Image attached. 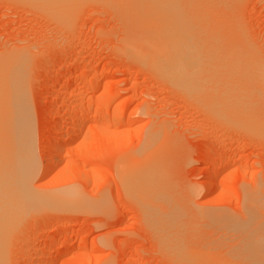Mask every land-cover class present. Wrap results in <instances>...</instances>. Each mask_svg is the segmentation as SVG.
Returning <instances> with one entry per match:
<instances>
[{
    "label": "rangeland",
    "instance_id": "obj_1",
    "mask_svg": "<svg viewBox=\"0 0 264 264\" xmlns=\"http://www.w3.org/2000/svg\"><path fill=\"white\" fill-rule=\"evenodd\" d=\"M44 1L0 0V60L17 52L28 70L38 158L33 189L51 201L72 196L22 215L5 242V263L264 264V123H249L225 97L235 92L230 72L242 79L254 69L264 91V0H175L192 19L199 16L196 22L209 24L206 30L240 46L179 47L169 63L142 61L125 47L133 30L127 0H77L62 12ZM190 61L194 67L186 66ZM237 61L245 71L233 66ZM67 104L84 106L78 118L84 124L60 164L47 171L45 144L69 118ZM142 150V159L158 162L153 168L164 196L142 188L141 196L129 193L134 187L125 184L124 169Z\"/></svg>",
    "mask_w": 264,
    "mask_h": 264
},
{
    "label": "bare ground",
    "instance_id": "obj_2",
    "mask_svg": "<svg viewBox=\"0 0 264 264\" xmlns=\"http://www.w3.org/2000/svg\"><path fill=\"white\" fill-rule=\"evenodd\" d=\"M47 1L49 2L48 5H55L56 10L61 11V10L68 8V9H66L68 11L69 8L71 9L72 6H75V5H72V1H74L76 4L77 0H46V2L44 1L45 4L48 3ZM99 1H101V0H99ZM36 2H37V0H36ZM123 3H124V1H123ZM180 3H181V1H180ZM180 3L178 2V4H180ZM178 4L175 0H127L126 5L124 4L125 8L124 7L123 8L125 9V11H127V13H125L126 14L125 16L128 18L127 20L132 21L131 26L133 27V30H131V31L128 30L129 34H128V36L126 35L127 39H125L126 41L124 40L125 42H123V43H125V47H128L131 50V52L134 53V54L133 53L132 54L134 56H136V58L142 59V61H145V60L147 61V60L151 59L150 62H155V60L154 61L152 60V58H154V59H156V61H159V62L165 61L166 62V61H170V58L172 56L174 58V57H177L178 53L180 54V52H179L180 48L179 47H181V51H182L184 49H188V50L189 49L190 50L197 49L198 50V48H199V47L192 48V46L193 47L194 46H205V47L206 46H214V47L215 46H240V44H238L235 39L230 38L228 35H224L220 31H219V33H217V32L212 33L210 31L206 30L209 28V26H208L209 24L206 25L207 23L203 22L205 24V26H207L205 29H203V30H206L204 32H208L207 34L202 32L203 30L201 31V28H198V30H197V26L203 27L202 22H196V20L199 21V19H198L199 16L192 19L193 18L192 14H189L190 15L189 16L187 13H190V12L186 13L184 11L183 7H181V5H178ZM44 6H46V5H44ZM182 6H185V4ZM45 9H47V8H45ZM73 9H71V10H73ZM194 9H196V8H194ZM194 9L192 11H194ZM189 11H191V10H189ZM123 13H121V14L123 15ZM67 14H70V13L67 12ZM66 16H64V17H66ZM195 16H197V15H195ZM200 16H202V15L200 14ZM126 17L125 18L123 17L124 20L126 19ZM200 18L202 19V17H200ZM133 23L135 25H133ZM198 23L199 24L201 23V25L199 26ZM131 26H129L127 28L125 25L124 27L127 30ZM135 26L139 29H134ZM201 48H203V47H201ZM204 50H206V49H203V51ZM174 53H177V54L174 55ZM210 53H212V52H210ZM183 54H185V53H183ZM188 54H190V53H187V55ZM207 54H208V51H207ZM21 56L23 57V55H20L17 52H15V53L10 52L9 54H7L6 57L3 56V59L0 60V264H6L5 260L8 257L5 254L8 250L5 251L6 250L5 249V242L9 238L10 233L13 231L12 230L13 226L18 222L17 220L22 215H26V213H28V211H30L32 208L38 206L39 204H42L43 202H45V203L50 202L51 203L55 199L53 201V203H54L59 198L61 200L62 197L63 198L65 197L66 199L68 197V199H69V197L71 195V194H69V192L68 193L65 192L63 195H61L62 197L56 194L57 195L56 198H54V199L52 198V201H51V199L47 200V198H44V196H42V195L40 196L38 194V192H36L32 187V184H31L32 178L34 177V175H36L37 170H38V158H37V154H36L35 130H34L35 128H34V120H33V113H32L33 112L32 104L30 101V93H29L30 89L28 87L29 85H28V80L26 77V75L28 74V73L26 74V72L28 70L26 71L25 65L23 63V61L25 59L22 61ZM196 56H197L196 57L197 59L200 58V57L198 58V55H196ZM228 57L229 56H227V58ZM201 59L202 58H200L198 60V63L201 61ZM183 60H185V59H183ZM210 61H212V60H210ZM178 62H179L178 63L179 65H182V64H180V61H178ZM183 62H185V61H183ZM237 62H235V64L233 63V66L238 65L239 62L238 63ZM166 63H169V62H166ZM174 63L177 64V62H174ZM185 63H187V62H185ZM145 64H147V62H145ZM191 64H193L192 67H194V63H192L191 61H190V64L188 63V65H186V66L190 67ZM202 64H205V63H202ZM26 65L28 66L27 63H26ZM174 65L175 64H173V66ZM208 65H211V64H208ZM239 65L237 67L239 68V70L241 72L243 69L241 70ZM244 65H247V64H244ZM171 67L172 66H170V69H171ZM185 67H184V70H185ZM241 67H244V66L242 65ZM178 68H177V70H178ZM238 68L237 69L233 68L235 70V73H236V71H238ZM194 69H199V68H194ZM226 69L228 70V68H226ZM259 69H257V70H259ZM173 70H174V68H173ZM173 70H172V72L167 70L168 71L167 73H169V72H170V74L174 73ZM199 70H196V71L201 72ZM234 70H232V71H234ZM243 71H245V70H243ZM253 72H255L254 69L252 70V73H250V71L247 70V74H250V75L254 76L255 78L258 77ZM167 73L165 75H167ZM205 73H207V72L205 71ZM210 73H212V72H210ZM210 73H209V75H210ZM235 73H233V74H235ZM262 73H260V75ZM176 74H177V72H175V75ZM221 74L225 75L228 73L222 72ZM236 74H238V72ZM247 74H245V75H247ZM224 75L222 77H224ZM245 75L243 74L241 76V77H243L242 79L240 78L239 75H237L236 77H233L234 80H231V78H232L231 72H230V76L226 75L227 76L226 79L230 80L229 81L231 83L230 85L234 86L235 92H232V93H234V94H232V93H229L227 89H224L227 91L226 92L223 91V95L226 94L227 92L229 93V94H226L225 97L227 95L231 96V102L230 103L231 104L235 103V104H233V106L235 109L237 108L239 111L238 112L236 110V113L241 114V115L243 114L246 116H250L252 118V120L254 122L248 121L249 123L251 122V124L252 123L255 124L257 122V124L258 123L263 124L264 123V118H263L264 115H262L260 117V115H261L260 111L264 109V108H261L262 107L261 101H264L263 100L264 96H262L264 94L263 88H262V86H260L261 88L256 87L255 82L258 78L255 79L253 77V79H251L252 76L249 77L250 75H248V77L250 78L251 81L250 80L247 81L245 78L246 77ZM178 76H177V78H178ZM198 77H200V76H198ZM219 77H221V76H219ZM222 77H221V79H222ZM178 79H180V77ZM243 79H244V81H243ZM197 80H199V78H197ZM222 80H223V82L225 81L224 78ZM227 80L225 81L226 83L228 82ZM238 80H241L242 82H240ZM261 80L259 79L257 81L260 82ZM206 81L207 80H205V82ZM209 82H211V81H209ZM211 83H213V82H211ZM217 83H222V81L221 82L218 81ZM187 85H190V84H187ZM192 85L194 86V84H192ZM222 85H224V83H222ZM195 86H197V85H195ZM219 87H221V86H219ZM226 87H229V85L226 84ZM226 87L224 85L222 87V90H223V88H226ZM196 88H200V85H198V87H196ZM204 88H205V85H204ZM205 89H207V88H205ZM222 90H219V91H222ZM208 92H210V91H208ZM218 93H216V95H218ZM210 94H212V93H209V96H210ZM235 95H236V97H235L236 100L234 101L233 100L234 97H232V96H235ZM55 97H56V95H55ZM221 99L223 100L224 97H221ZM209 100H211L210 97H209ZM226 101L229 102L228 99H226ZM223 102H225V101H223ZM220 103H217V105L218 104L220 105ZM207 104H208V101H207ZM259 105L261 107H259ZM262 105L264 106V103ZM66 107H67V109H71L73 106L71 107L70 104H67ZM226 107H228V106H226ZM259 109H260V111H259ZM83 111H84V106H80V108H78V110H76V109L73 110V108H72L70 114L68 115L69 118L66 117L68 119H65L67 121L66 122L64 121L60 124L57 123L59 126H58L56 133L54 132V134H55L54 137L48 143L45 142L46 143L45 144L46 151H44L45 153L43 154L44 156L42 158H44V160H45V169L47 171L54 170V168L60 164V162L62 161L61 154L69 147V144H70L72 138L75 135H77L80 128L83 127L82 125L84 123H82L81 120H80V122L78 120V118L80 117L79 114L83 113ZM233 111H235V110H233ZM226 112H228V111H226ZM58 114L60 116L61 113H58ZM233 115H236V114H233ZM241 115H240V117H241ZM114 118H117V117L114 116ZM236 118L237 117H235V119ZM247 119H249V118H247ZM84 120H83V122H85ZM260 120H262L263 122H260ZM247 125H248V123H247ZM258 129H259V127H258ZM40 133H45V130L43 132L40 131ZM154 135H156V133ZM155 138H157V137L155 136ZM48 140H46V141H48ZM146 140H148V139L146 138ZM158 142H160V141H158ZM53 146H54V148H53ZM153 148L151 149L152 151H153ZM144 149H148V147H146V148L144 147ZM143 151L144 150H142V152ZM143 153H144V155L141 156V158H138L135 160L131 159L132 160V161L130 160L131 162L128 161L129 162L128 166L126 167V169H124V173H125L124 175L126 178L125 184L127 186L132 185V187H134L133 193L129 192L133 195L134 194H139L140 196L143 195V194H141L142 192L138 193V190L140 191L141 188L148 191L149 193H151L152 191H155V192L157 191L158 194L160 195V193L162 194L165 191V189L162 188L163 187L162 186L163 183H162L161 184V190H164V191L160 192V193H159V191H161V190L158 191L159 185H157V184L160 183V181L162 179L160 181H158V179H157L158 176L156 177V174H155L156 168L155 169L153 168L156 166V164L158 162H155V163L153 162L154 159L156 160L155 157L152 158L153 161H151L152 159L148 160V157H146L147 159L145 158V160L142 159V157L146 156L145 155L146 153L145 152H143ZM159 153H160V151H159ZM142 154H140V155H142ZM155 155H158V154H155ZM122 174H123V172H122ZM156 179H157V181H156ZM205 187L208 189V191H210L211 187H212V182L207 180L205 182ZM135 190H137V191H135ZM66 191H69V190H66ZM61 192H63V191H61ZM168 195L169 194H167L166 196H168ZM148 196H149V194H148ZM162 196H164V194H162ZM46 197H48V196H46ZM170 197H168V198H170ZM147 198H149V197H147ZM254 198H256V197H254ZM48 199H49V197H48ZM75 199L78 200V198H75ZM149 199H151V198H149ZM42 200H44V201H42ZM60 200L58 201V204H60L59 203ZM83 200L84 199H82V201ZM162 200H164V199H162ZM252 200H250V201L254 202ZM254 200H257V199H254ZM257 201H259V198ZM78 202H80V201H78ZM165 202H166V200H165ZM262 202H264V201H262ZM153 203L155 205V202H153ZM163 203H164V201H163ZM144 204H146V203H144ZM167 204L174 205V204L168 203V202H167ZM254 204L256 205V203H254ZM54 206H56V205H54ZM158 206H160V205H158ZM255 208L256 207L254 206V209ZM175 209L176 208L174 207V210ZM150 210H152V209H150ZM172 211H173V208H172ZM177 211H180V210H177ZM157 213H159V212H157ZM177 213H182V210L180 212H177ZM251 216H252V214H251ZM161 217H163V216H161ZM167 222H164V223H166V225H167ZM180 224L183 225L184 222L182 221V222H180ZM172 226H175V225H172ZM172 226H171V228H172ZM175 228H177V227H175ZM172 229H174V227ZM179 232L181 233V231H179ZM182 232H183V230H182ZM172 233H174V232H172ZM175 233H177V231ZM78 238L81 239L82 237L79 236ZM260 238H263V236H260ZM91 255H94V253L92 252ZM7 264H9V263H7Z\"/></svg>",
    "mask_w": 264,
    "mask_h": 264
}]
</instances>
